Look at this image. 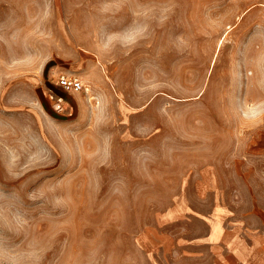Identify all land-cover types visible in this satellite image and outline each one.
Segmentation results:
<instances>
[{
	"label": "rangeland",
	"instance_id": "obj_1",
	"mask_svg": "<svg viewBox=\"0 0 264 264\" xmlns=\"http://www.w3.org/2000/svg\"><path fill=\"white\" fill-rule=\"evenodd\" d=\"M223 200L264 201V0H0V264L179 263Z\"/></svg>",
	"mask_w": 264,
	"mask_h": 264
},
{
	"label": "crops",
	"instance_id": "obj_2",
	"mask_svg": "<svg viewBox=\"0 0 264 264\" xmlns=\"http://www.w3.org/2000/svg\"><path fill=\"white\" fill-rule=\"evenodd\" d=\"M223 201L205 211L184 206L172 264H264V201Z\"/></svg>",
	"mask_w": 264,
	"mask_h": 264
},
{
	"label": "built area",
	"instance_id": "obj_3",
	"mask_svg": "<svg viewBox=\"0 0 264 264\" xmlns=\"http://www.w3.org/2000/svg\"><path fill=\"white\" fill-rule=\"evenodd\" d=\"M57 84L66 91H78L83 87L82 81L75 76L60 75Z\"/></svg>",
	"mask_w": 264,
	"mask_h": 264
}]
</instances>
